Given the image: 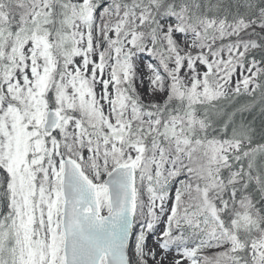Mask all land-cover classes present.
<instances>
[{"label": "snow or ice", "instance_id": "1", "mask_svg": "<svg viewBox=\"0 0 264 264\" xmlns=\"http://www.w3.org/2000/svg\"><path fill=\"white\" fill-rule=\"evenodd\" d=\"M0 264H264V0H0Z\"/></svg>", "mask_w": 264, "mask_h": 264}]
</instances>
